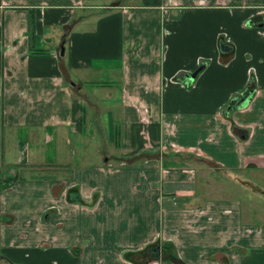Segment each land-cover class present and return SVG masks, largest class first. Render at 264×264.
Returning <instances> with one entry per match:
<instances>
[{"label": "crops", "instance_id": "crops-1", "mask_svg": "<svg viewBox=\"0 0 264 264\" xmlns=\"http://www.w3.org/2000/svg\"><path fill=\"white\" fill-rule=\"evenodd\" d=\"M263 19L0 0V264H264Z\"/></svg>", "mask_w": 264, "mask_h": 264}, {"label": "trees", "instance_id": "trees-1", "mask_svg": "<svg viewBox=\"0 0 264 264\" xmlns=\"http://www.w3.org/2000/svg\"><path fill=\"white\" fill-rule=\"evenodd\" d=\"M253 81L251 79V81L249 82L248 86L246 87L243 95H247L246 98H245V103L250 99V97L252 96V93L254 92V87H253ZM246 92H248V94H246ZM240 98V97H239ZM235 103L230 105V108H232L234 105H236V108H238L239 106H241V102H236V99L233 100ZM6 186L5 183H2L0 182V188ZM67 197L70 201H73V202H77L79 204H83V205H87V206H90V205H93L95 201H92L91 203H87L86 200L79 194L78 192V189L77 188H70L68 190V193H67ZM95 199V197H94ZM158 245L157 241L153 242V243H150L148 244L144 249H142V251H137L135 254H137L138 256H146V255H149V257L151 258L152 255V251L153 249L155 248V246ZM175 258L176 260L178 259L177 257H173ZM131 260V259H130ZM154 260V258H152L151 260L149 259L147 261L148 264H150L152 261ZM179 260V259H178Z\"/></svg>", "mask_w": 264, "mask_h": 264}, {"label": "water", "instance_id": "water-1", "mask_svg": "<svg viewBox=\"0 0 264 264\" xmlns=\"http://www.w3.org/2000/svg\"><path fill=\"white\" fill-rule=\"evenodd\" d=\"M260 26H263L264 27V19H263V21H262V23H260ZM201 69V67H198L196 70H194L190 75H189V78H190V80H193L194 79V77L196 76V74H197V72L199 71ZM246 96L247 95H241L240 96V98L239 99H237V103L238 102H244L245 101V98H246ZM233 109H235L236 108V105H234L233 107H232ZM155 250V249H154ZM157 250V249H156Z\"/></svg>", "mask_w": 264, "mask_h": 264}, {"label": "rangeland", "instance_id": "rangeland-1", "mask_svg": "<svg viewBox=\"0 0 264 264\" xmlns=\"http://www.w3.org/2000/svg\"><path fill=\"white\" fill-rule=\"evenodd\" d=\"M131 1H132V2H135V1H137V0H131ZM90 79H94V78H91V77H90ZM91 86H92V85H88V84H87V85H85V89H86V90H90V89H92Z\"/></svg>", "mask_w": 264, "mask_h": 264}, {"label": "flooded vegetation", "instance_id": "flooded-vegetation-1", "mask_svg": "<svg viewBox=\"0 0 264 264\" xmlns=\"http://www.w3.org/2000/svg\"><path fill=\"white\" fill-rule=\"evenodd\" d=\"M246 94H248V92H246ZM253 94V93H252ZM237 101V100H236ZM245 103V101L244 102H242V104H244Z\"/></svg>", "mask_w": 264, "mask_h": 264}]
</instances>
